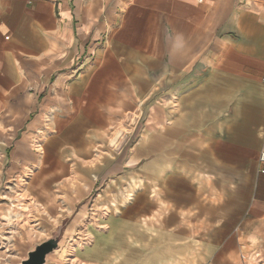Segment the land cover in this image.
<instances>
[{
    "label": "crops",
    "instance_id": "0c3cea01",
    "mask_svg": "<svg viewBox=\"0 0 264 264\" xmlns=\"http://www.w3.org/2000/svg\"><path fill=\"white\" fill-rule=\"evenodd\" d=\"M263 74L264 0H0V215H53L142 121L134 217L82 262L264 264Z\"/></svg>",
    "mask_w": 264,
    "mask_h": 264
},
{
    "label": "rangeland",
    "instance_id": "374dc122",
    "mask_svg": "<svg viewBox=\"0 0 264 264\" xmlns=\"http://www.w3.org/2000/svg\"><path fill=\"white\" fill-rule=\"evenodd\" d=\"M141 124L142 121H133L131 131L119 135L118 148L113 153L96 152L95 158L98 163L102 162V168L92 163L87 169L88 177L91 178L89 181L98 180L96 185L75 183L72 188V202L61 201L60 208L53 215L43 214L48 213V210L44 211L41 205H32L25 199L6 206V210L0 215V264H20L23 258H28L27 252L37 244L57 238V248L48 256L47 264H84L80 253L94 246L95 233H105L111 223L118 228L120 223L124 225L131 222L134 213L132 214V210L128 211L129 205L143 189L142 183H138L142 177V163L137 167L123 166L121 163L126 161L128 153L141 140ZM114 161H118V167L114 166ZM94 176L96 179H93ZM79 190L84 191L83 196L76 198ZM10 210L20 211L22 215L12 218L8 214ZM22 231L35 233L37 238L26 242L30 245L25 255V244L20 245L19 240L15 239L22 253L17 260L18 251L14 247L13 239Z\"/></svg>",
    "mask_w": 264,
    "mask_h": 264
},
{
    "label": "water",
    "instance_id": "95a60500",
    "mask_svg": "<svg viewBox=\"0 0 264 264\" xmlns=\"http://www.w3.org/2000/svg\"><path fill=\"white\" fill-rule=\"evenodd\" d=\"M58 240L59 238L51 239L37 244L36 247L31 249L28 253V258L22 260L20 264H47L48 256L57 248Z\"/></svg>",
    "mask_w": 264,
    "mask_h": 264
},
{
    "label": "built area",
    "instance_id": "2783aa9c",
    "mask_svg": "<svg viewBox=\"0 0 264 264\" xmlns=\"http://www.w3.org/2000/svg\"><path fill=\"white\" fill-rule=\"evenodd\" d=\"M262 82L264 83V74H263V77H262ZM261 160L264 161V153H262Z\"/></svg>",
    "mask_w": 264,
    "mask_h": 264
},
{
    "label": "snow or ice",
    "instance_id": "6c2138e0",
    "mask_svg": "<svg viewBox=\"0 0 264 264\" xmlns=\"http://www.w3.org/2000/svg\"><path fill=\"white\" fill-rule=\"evenodd\" d=\"M182 46V43L180 41L177 42V47Z\"/></svg>",
    "mask_w": 264,
    "mask_h": 264
},
{
    "label": "bare ground",
    "instance_id": "6f19581e",
    "mask_svg": "<svg viewBox=\"0 0 264 264\" xmlns=\"http://www.w3.org/2000/svg\"><path fill=\"white\" fill-rule=\"evenodd\" d=\"M18 216V215H17Z\"/></svg>",
    "mask_w": 264,
    "mask_h": 264
}]
</instances>
